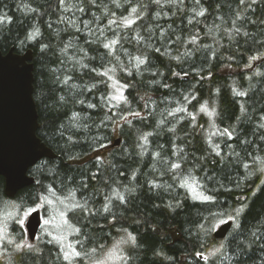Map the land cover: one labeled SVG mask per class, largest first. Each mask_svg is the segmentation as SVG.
Returning a JSON list of instances; mask_svg holds the SVG:
<instances>
[{
    "label": "trees",
    "instance_id": "1",
    "mask_svg": "<svg viewBox=\"0 0 264 264\" xmlns=\"http://www.w3.org/2000/svg\"><path fill=\"white\" fill-rule=\"evenodd\" d=\"M13 47L57 157L13 198L0 176V264H264V0H0ZM44 196L71 261L9 216Z\"/></svg>",
    "mask_w": 264,
    "mask_h": 264
},
{
    "label": "water",
    "instance_id": "2",
    "mask_svg": "<svg viewBox=\"0 0 264 264\" xmlns=\"http://www.w3.org/2000/svg\"><path fill=\"white\" fill-rule=\"evenodd\" d=\"M33 51L18 53L14 47L0 48V176L5 179V194L13 198L23 187L34 184L29 170L43 158H56L55 152L38 136L39 113L34 98ZM121 139L114 141L119 145ZM41 210L27 217L28 239L35 241L42 226ZM233 226L229 220L214 232L225 238Z\"/></svg>",
    "mask_w": 264,
    "mask_h": 264
},
{
    "label": "snow or ice",
    "instance_id": "3",
    "mask_svg": "<svg viewBox=\"0 0 264 264\" xmlns=\"http://www.w3.org/2000/svg\"><path fill=\"white\" fill-rule=\"evenodd\" d=\"M105 47H108V45H105ZM240 95H243V93H239ZM113 99H117V100H122L123 97L122 96H117V97H113ZM227 132V130H225ZM229 135H231L230 133H228ZM99 159V157H98ZM174 167H178V165H173ZM123 199V198H121ZM202 199L204 200H210L211 198L208 196H203ZM61 204L64 203V201H60ZM53 204V201L51 199H49L47 196L44 197H38L37 200L34 202L33 206L28 207L27 209L20 207L18 209V212L13 215V214H9V216L14 220V222H16L17 224H19L21 226V228H23L24 224H25V219L30 216L33 213H38L41 209H44L45 212H47V207L46 206H51ZM75 207H82L81 205H75ZM240 210H237V215H239ZM20 213H22V215H20ZM59 215V219L64 221V224H67V220L64 219L65 217V213L63 211H59L58 213ZM223 223V221H222ZM43 224L45 226V228H47L48 226H54L55 229H60L61 228V224L58 222V218L57 215H52L49 218H46L43 220ZM5 228L7 227L6 225L4 226ZM4 229H0V239H3V233ZM47 235L49 236H53L52 232H47ZM53 239L59 243H61V252L63 254V258L66 261H71L74 257H79L80 256V252L76 251L73 246L69 243L67 244V246L65 247L63 245V241L66 239L65 236L63 235H55L53 236ZM129 240L132 241L133 243L135 242V238L132 237L131 235H129ZM9 243H12V241H8ZM262 247H264V245H261ZM31 248V244H25L23 242L21 243H17L16 244V248L19 249H23V248ZM218 251V250H217ZM197 256H199L200 258L204 259L205 261H207L208 257L204 256L202 253H197Z\"/></svg>",
    "mask_w": 264,
    "mask_h": 264
},
{
    "label": "rangeland",
    "instance_id": "4",
    "mask_svg": "<svg viewBox=\"0 0 264 264\" xmlns=\"http://www.w3.org/2000/svg\"><path fill=\"white\" fill-rule=\"evenodd\" d=\"M262 158L264 159V156H262ZM49 207V206H48ZM55 210H57L56 212H54L52 215H57V218H58V222L61 224V228L60 229H55L54 228V226H51L52 228H53V230L55 231V235H58V234H64V235H66L67 233H68V227H67V225L66 224H64V221L63 220H60L59 219V215H58V208H54ZM42 210V209H41ZM42 212V216H43V211H41ZM50 209L49 208H47V212H46V214H49L50 215ZM51 215V216H52ZM46 218H48V217H46ZM45 218V215H44V217H43V220L44 219H46ZM27 219V218H26ZM26 219H25V222H26ZM222 224V223H221ZM43 225V224H42ZM220 225V224H219ZM218 225V226H219ZM217 226V227H218ZM24 228H25V224H24V226H23ZM26 243H31V241L27 238V240H26Z\"/></svg>",
    "mask_w": 264,
    "mask_h": 264
},
{
    "label": "bare ground",
    "instance_id": "5",
    "mask_svg": "<svg viewBox=\"0 0 264 264\" xmlns=\"http://www.w3.org/2000/svg\"><path fill=\"white\" fill-rule=\"evenodd\" d=\"M28 50H31V49H28ZM113 143H114V142H113ZM120 143H121V141H120ZM116 146H118V145H116ZM49 148H50V147H49ZM47 158H48V157H47ZM35 165H36V164H35ZM34 183H35V182H34ZM228 221H229V220H228ZM232 221H233V220H232ZM225 222H226V221H225ZM223 223H224V222H223ZM223 223H222V224H223ZM220 225H221V224H220ZM220 225H219V226H220ZM233 225H234V224H233ZM219 226H218V227H219ZM218 227H217V228H218ZM217 228H216V229H217ZM229 232H230V231H229ZM219 239H222V238H219Z\"/></svg>",
    "mask_w": 264,
    "mask_h": 264
}]
</instances>
